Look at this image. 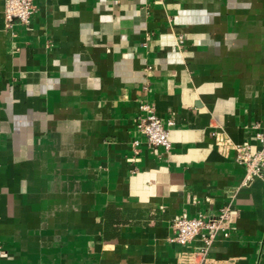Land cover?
Instances as JSON below:
<instances>
[{"label": "crops", "instance_id": "obj_1", "mask_svg": "<svg viewBox=\"0 0 264 264\" xmlns=\"http://www.w3.org/2000/svg\"><path fill=\"white\" fill-rule=\"evenodd\" d=\"M4 4L0 264H185L172 222L228 205L208 264H264V182L242 188L212 137L262 148L264 0H37L12 28ZM144 103L168 153L136 130Z\"/></svg>", "mask_w": 264, "mask_h": 264}, {"label": "built area", "instance_id": "obj_2", "mask_svg": "<svg viewBox=\"0 0 264 264\" xmlns=\"http://www.w3.org/2000/svg\"><path fill=\"white\" fill-rule=\"evenodd\" d=\"M37 0H4V18L7 28L15 23L29 27L37 13ZM162 2L163 0H158ZM184 43L183 38L178 39V46ZM151 69V68H150ZM140 110L145 113L138 119L136 130L142 136L144 143L150 148H160L165 152L171 150L170 133L174 126L172 120L163 122L156 115L153 105L144 103ZM264 123L256 126V139L262 145L254 150L248 144H236L230 137L221 132H214L212 137L218 149L223 152H233L235 161L246 170L241 187H249L255 180L264 182V134L261 130ZM134 152L138 151L141 141L133 142ZM234 213L230 205L225 206L213 217L199 216L198 218H180L172 222L174 236L170 242L182 247H191L192 251L184 254L185 264H208L211 250L219 236L229 238L233 224ZM198 245L193 247V244ZM2 252L0 251V254Z\"/></svg>", "mask_w": 264, "mask_h": 264}]
</instances>
